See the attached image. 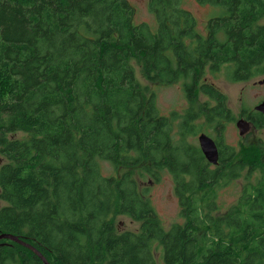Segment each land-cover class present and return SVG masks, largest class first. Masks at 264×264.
<instances>
[{
  "label": "trees",
  "instance_id": "trees-1",
  "mask_svg": "<svg viewBox=\"0 0 264 264\" xmlns=\"http://www.w3.org/2000/svg\"><path fill=\"white\" fill-rule=\"evenodd\" d=\"M198 1L219 10L204 33L183 0H148L156 27L135 24L127 0H0V235L47 264H158V251L162 264H264V140L225 145L233 116L205 82L222 67L233 83L264 75V0ZM136 67L150 85L180 84L185 109L161 115ZM164 173L184 220L166 230L149 186ZM242 176L219 214L215 192ZM115 216L140 227L118 231ZM5 241L0 264H44Z\"/></svg>",
  "mask_w": 264,
  "mask_h": 264
},
{
  "label": "rangeland",
  "instance_id": "rangeland-1",
  "mask_svg": "<svg viewBox=\"0 0 264 264\" xmlns=\"http://www.w3.org/2000/svg\"><path fill=\"white\" fill-rule=\"evenodd\" d=\"M134 9L133 21L135 24L145 23L151 27H156L155 19L147 9L148 0H127ZM184 7L187 8L193 16L197 19L198 30L205 32L207 23L209 20L219 15L218 8L211 6L208 3L200 4L198 0H183ZM264 24V20L262 21ZM136 76L138 84L147 86L151 91L153 90L156 95L157 108L161 115L169 116L172 112H182L186 107L185 94L181 88V85L161 86L157 84L150 85L147 83L139 72V68L136 67ZM226 68L222 67L216 74H208L205 82L215 85L226 97L228 108L233 116V121L224 123L223 138L226 145L239 148V144L247 145L255 142L258 139L264 140V129L251 130L245 137H239L238 130L235 123L240 118L242 108L247 110H253V108L264 99V83L259 85L258 82L264 80V75L253 79V81L234 84L230 83V80L225 73ZM208 79V80H207ZM200 94V93H199ZM203 102L205 98L199 97ZM199 136V135H198ZM198 136L194 139L197 144ZM212 138V136H210ZM214 138V137H213ZM193 139V138H192ZM199 144V142H198ZM5 160H0V165ZM123 171L120 170L115 175H120ZM103 175H111L112 169L109 164L104 163L102 165ZM256 174H253L251 179L253 180ZM247 183L245 176H242L239 180L229 183L226 187L219 189L215 192L213 203L219 207L220 213L223 214L228 211L241 191L242 185ZM145 185V184H144ZM150 199L152 205L159 216L162 227L164 230L177 223H183L181 217H179V208L174 195L173 180L167 173H164L158 183H150ZM5 206L4 202L0 201V208ZM115 224L118 231H137L140 227V222H134L124 216H115ZM11 245L12 242L5 241ZM157 257V263L162 264L160 261L159 251L155 254Z\"/></svg>",
  "mask_w": 264,
  "mask_h": 264
},
{
  "label": "water",
  "instance_id": "water-1",
  "mask_svg": "<svg viewBox=\"0 0 264 264\" xmlns=\"http://www.w3.org/2000/svg\"><path fill=\"white\" fill-rule=\"evenodd\" d=\"M259 83H262V82H259ZM254 111H256V112H258L264 116V100L254 107ZM235 126L238 130V135L240 137H244L246 134H248L251 131V124L246 119L237 120L235 123ZM198 142H199V148H200L204 158L206 159V161L213 166L217 165V163H218V151H217V148H216L214 141L210 137H208L205 133H200V135L198 136ZM6 237L13 240L14 242L24 246L25 248H28L29 250L33 251L34 253H36L41 258V260L43 261L44 264H47V262L41 256V254H39L32 246L21 242L17 236L8 235Z\"/></svg>",
  "mask_w": 264,
  "mask_h": 264
},
{
  "label": "flooded vegetation",
  "instance_id": "flooded-vegetation-1",
  "mask_svg": "<svg viewBox=\"0 0 264 264\" xmlns=\"http://www.w3.org/2000/svg\"><path fill=\"white\" fill-rule=\"evenodd\" d=\"M255 79V78H254ZM250 81H253V79H251V80H249V81H242V82H235L234 84H242V83H247V82H250ZM259 82H262V83H259ZM258 82V84L259 85H262L263 83H264V80H262V81H259ZM230 83H233V82H230ZM264 100V99H263ZM263 100H261L259 103H261ZM258 103V104H259ZM257 104V105H258ZM242 109H245V108H242ZM250 111H252V112H256V111H254V108H253V110H250ZM256 113H258V112H256ZM247 116H248V114L247 113H245V112H243L242 110H241V115H240V118H244V119H246L247 118ZM251 124V123H250ZM251 129H252V125H251ZM252 130H254V129H252ZM254 131H257V130H254ZM206 134V133H205ZM208 137H210L211 135L210 134H206ZM211 138V137H210ZM222 138H223V134H222ZM213 141H214V143H215V145H216V148H217V151H218V146H217V141H216V139L215 138H213V136H212V138H211ZM223 143L225 144V142H224V138H223ZM226 145V144H225ZM229 146V145H228ZM200 149V148H199ZM201 151V150H200ZM202 153V152H201ZM203 155V154H202ZM204 157V156H203ZM219 157V156H218ZM206 160V159H205Z\"/></svg>",
  "mask_w": 264,
  "mask_h": 264
},
{
  "label": "bare ground",
  "instance_id": "bare-ground-1",
  "mask_svg": "<svg viewBox=\"0 0 264 264\" xmlns=\"http://www.w3.org/2000/svg\"><path fill=\"white\" fill-rule=\"evenodd\" d=\"M8 235H11V234H8ZM7 234H2V235H0V240H2V239H6V240H10L11 242H14L13 240H11V239H9V238H7L6 236H8ZM18 239L21 241V242H23V243H25L24 241H22L19 237H18ZM4 242V241H3ZM7 243V242H6ZM16 243V242H15ZM26 244V243H25ZM27 245H29V244H27ZM39 253V252H38ZM36 254V253H35ZM40 254V253H39ZM42 256V255H41ZM43 257V256H42ZM44 258V257H43ZM41 259V258H40ZM44 260H45V258H44ZM46 261V260H45ZM47 262V261H46Z\"/></svg>",
  "mask_w": 264,
  "mask_h": 264
},
{
  "label": "clouds",
  "instance_id": "clouds-1",
  "mask_svg": "<svg viewBox=\"0 0 264 264\" xmlns=\"http://www.w3.org/2000/svg\"><path fill=\"white\" fill-rule=\"evenodd\" d=\"M262 115V114H261Z\"/></svg>",
  "mask_w": 264,
  "mask_h": 264
}]
</instances>
